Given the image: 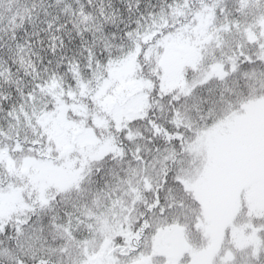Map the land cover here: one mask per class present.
<instances>
[{
    "label": "snow or ice",
    "instance_id": "snow-or-ice-1",
    "mask_svg": "<svg viewBox=\"0 0 264 264\" xmlns=\"http://www.w3.org/2000/svg\"><path fill=\"white\" fill-rule=\"evenodd\" d=\"M0 264H264V0H0Z\"/></svg>",
    "mask_w": 264,
    "mask_h": 264
}]
</instances>
